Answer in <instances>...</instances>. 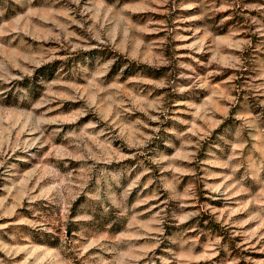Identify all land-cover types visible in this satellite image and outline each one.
I'll return each mask as SVG.
<instances>
[{
  "label": "rangeland",
  "instance_id": "1",
  "mask_svg": "<svg viewBox=\"0 0 264 264\" xmlns=\"http://www.w3.org/2000/svg\"><path fill=\"white\" fill-rule=\"evenodd\" d=\"M0 264H264V0H0Z\"/></svg>",
  "mask_w": 264,
  "mask_h": 264
},
{
  "label": "trees",
  "instance_id": "2",
  "mask_svg": "<svg viewBox=\"0 0 264 264\" xmlns=\"http://www.w3.org/2000/svg\"><path fill=\"white\" fill-rule=\"evenodd\" d=\"M117 65H120V63L116 62Z\"/></svg>",
  "mask_w": 264,
  "mask_h": 264
}]
</instances>
